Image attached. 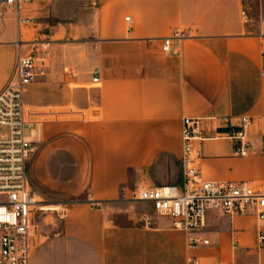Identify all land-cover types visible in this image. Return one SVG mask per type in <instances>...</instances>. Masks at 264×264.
Returning <instances> with one entry per match:
<instances>
[{
  "label": "crops",
  "instance_id": "obj_1",
  "mask_svg": "<svg viewBox=\"0 0 264 264\" xmlns=\"http://www.w3.org/2000/svg\"><path fill=\"white\" fill-rule=\"evenodd\" d=\"M244 12L245 0L0 6V93L19 54L48 44L47 53L37 49L44 74L25 94L31 185L64 197L87 194L67 205L61 230L39 237L31 264H264V223L252 213L209 211L205 228L187 235L166 218L146 226L151 215L135 213L128 201L135 190L183 186L185 118L205 119L213 136L250 117L248 157H235L230 140L206 141L196 147L195 166L208 182L263 184L264 35L250 32ZM177 30L191 37L171 41L164 54L163 42ZM192 237L211 244L193 250Z\"/></svg>",
  "mask_w": 264,
  "mask_h": 264
},
{
  "label": "built area",
  "instance_id": "obj_2",
  "mask_svg": "<svg viewBox=\"0 0 264 264\" xmlns=\"http://www.w3.org/2000/svg\"><path fill=\"white\" fill-rule=\"evenodd\" d=\"M30 0H0V6H16L20 9ZM245 22L248 16L243 13ZM129 21V19H127ZM33 19H21V25H34ZM187 32L177 30L163 42V52H171L170 42L190 38ZM47 53L48 44L34 45L27 55L19 54L14 72L0 93V264H31L35 244L39 239L36 216L42 212L45 203L33 190L28 172V164L34 150L32 133L26 109L25 94L29 85L44 74L41 64ZM264 55V51H263ZM99 74L94 75L97 84ZM205 119L185 118L182 129L183 186L152 187L135 190L128 201L141 202L151 207L154 216L143 221L153 225L154 218L172 220V227L184 233L195 234L205 228L209 211L227 216L253 214L259 224L264 223V182L259 187L248 183L208 182L202 179L195 164L200 155L195 151L206 141L230 140L234 143L235 157H248L252 148L250 130L253 120L241 117L236 126L226 132L209 136ZM260 242L264 243V233L260 232ZM210 240L190 238L189 247L196 250L209 246ZM188 264H201L191 258Z\"/></svg>",
  "mask_w": 264,
  "mask_h": 264
},
{
  "label": "rangeland",
  "instance_id": "obj_3",
  "mask_svg": "<svg viewBox=\"0 0 264 264\" xmlns=\"http://www.w3.org/2000/svg\"><path fill=\"white\" fill-rule=\"evenodd\" d=\"M245 11L248 16L247 27L250 32L264 35V0H245ZM27 132H29V129H27ZM33 153L34 150L31 154V158L33 157ZM32 188L35 190L37 195L41 197V201L45 203V209L42 212H39L36 216L39 237L50 236L61 230V220L67 205L71 203L84 202V200L87 199V194L80 197H64L61 195L60 191L54 189H49L41 193L35 189L34 186H32ZM131 199L132 195H130L128 200ZM130 202L134 204L135 213L150 214L151 216H154L150 207L146 208L145 206L144 208V204L132 201Z\"/></svg>",
  "mask_w": 264,
  "mask_h": 264
}]
</instances>
